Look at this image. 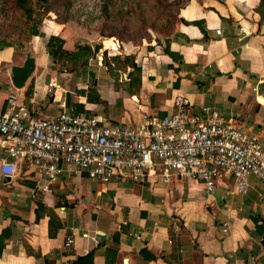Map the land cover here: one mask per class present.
<instances>
[{"label":"crops","instance_id":"0c3cea01","mask_svg":"<svg viewBox=\"0 0 264 264\" xmlns=\"http://www.w3.org/2000/svg\"><path fill=\"white\" fill-rule=\"evenodd\" d=\"M179 19L188 24H179L168 40L172 58L143 54L140 77L132 82L131 74L116 84L107 73L97 79L90 64L59 70L47 42L33 36L25 54L34 57L35 70L17 90L9 71L25 58L1 47L0 111L14 89L41 118L66 110L131 125L143 115H169L181 93L197 110L216 111L257 135L264 152V0H190ZM47 30L39 33L63 36L58 25ZM1 142L0 159L7 158ZM44 182L23 165L13 177L0 174V264H264V183L253 175L245 193L227 177L209 195L201 183L174 176L164 184L114 178L102 187L84 174L63 173L51 193L37 190ZM67 237L74 239L70 248ZM89 254L91 261H76Z\"/></svg>","mask_w":264,"mask_h":264},{"label":"built area","instance_id":"2783aa9c","mask_svg":"<svg viewBox=\"0 0 264 264\" xmlns=\"http://www.w3.org/2000/svg\"><path fill=\"white\" fill-rule=\"evenodd\" d=\"M0 139L9 159H0V174L13 177L23 165L44 176L37 187L42 193H51L63 173L84 174L101 185L114 178L148 183L157 177L169 183L174 176L201 183L208 195L227 177L239 193L247 191L250 175L264 183L258 136L247 135L216 111L197 110L181 93L174 96L169 115H143L122 125L66 110L41 118L19 102L13 89L0 111ZM228 231L224 223L222 234ZM83 237L95 241V236ZM73 242L67 237L64 247Z\"/></svg>","mask_w":264,"mask_h":264},{"label":"rangeland","instance_id":"374dc122","mask_svg":"<svg viewBox=\"0 0 264 264\" xmlns=\"http://www.w3.org/2000/svg\"><path fill=\"white\" fill-rule=\"evenodd\" d=\"M30 4L35 11L34 21L26 22L14 0H0V48L12 45L21 53L23 59L29 41L33 38L29 27L36 26L39 30L45 26V31H48L47 26L58 25L63 33V36L58 37H64L63 47L69 45L71 50L68 51H75L77 46H90L92 54L86 67L90 64L91 68L98 70L99 73L95 74L97 79H101L107 73L113 80L115 79L116 84V80L123 82L128 74L134 73L133 64L139 68L143 54L162 52L167 41L181 24L179 10L188 2L49 0L48 7H40L36 0H32ZM59 21L64 24H60ZM46 34L45 36L40 33L44 42L54 36L49 32ZM96 48L98 50L95 51ZM18 57L16 54V58ZM99 57L102 58L101 61ZM71 67L69 63L66 70L74 72L76 69ZM79 68L81 67L79 66L77 70ZM83 70L85 72L86 69ZM90 87L91 85L88 89ZM157 182L163 183L157 177L148 181L149 184Z\"/></svg>","mask_w":264,"mask_h":264},{"label":"trees","instance_id":"16d2710c","mask_svg":"<svg viewBox=\"0 0 264 264\" xmlns=\"http://www.w3.org/2000/svg\"><path fill=\"white\" fill-rule=\"evenodd\" d=\"M32 0H14L15 4L18 6L21 16H23L26 22H32L34 21L35 11L31 6ZM190 0H187L189 2ZM36 4L40 7H48L49 0H36ZM60 22V21H59ZM180 23L188 24L185 21L179 19ZM60 24H64V22H60ZM191 25L199 26L200 30L205 34V29H203L197 22H191L189 23ZM24 29V28H23ZM30 29V35L33 36H39L41 37L38 28L36 26L29 27ZM64 40L58 36H51L49 40L46 43V49L47 54L51 61L58 67L59 70H65L69 63H73V66H80L83 67L88 64V61L91 57V47L90 46H77L75 51H68L64 49L63 47ZM3 47H13L12 45H5ZM98 48V47H97ZM95 49L98 50V49ZM162 52L172 58L173 53L169 49L168 41L165 44V47L163 48ZM134 73L131 74V82L132 81H138L140 77V68L132 65ZM74 70V69H72ZM39 208L42 207V205L38 206ZM52 215L50 216L49 220V236L52 237L55 234V230H53V220ZM4 248V233L0 236V252ZM84 259H87L89 261L92 260V256L89 254L85 258H79L76 261H82Z\"/></svg>","mask_w":264,"mask_h":264},{"label":"water","instance_id":"95a60500","mask_svg":"<svg viewBox=\"0 0 264 264\" xmlns=\"http://www.w3.org/2000/svg\"><path fill=\"white\" fill-rule=\"evenodd\" d=\"M25 55L26 57L23 64L21 66H12L9 71L11 85L17 90H21L25 87L35 70L34 57L29 52H26ZM101 60L102 58L99 57V61Z\"/></svg>","mask_w":264,"mask_h":264}]
</instances>
